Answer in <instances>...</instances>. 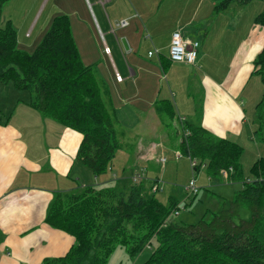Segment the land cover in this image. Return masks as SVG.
<instances>
[{
	"label": "crops",
	"instance_id": "0c3cea01",
	"mask_svg": "<svg viewBox=\"0 0 264 264\" xmlns=\"http://www.w3.org/2000/svg\"><path fill=\"white\" fill-rule=\"evenodd\" d=\"M79 2L81 10L75 13L81 15V48L73 28L72 33L83 63L94 69L104 66L102 77L109 86L98 80L113 117L120 102L131 101L140 114L133 123L139 137L134 143L135 156L130 157L134 172L120 166L118 174L110 175L116 168L113 162L106 174L94 176L77 160L83 141L80 133L33 109L29 93L30 98L24 94L12 99L6 115L0 112V264H43L69 253L75 239L46 223L57 194L109 188L115 183L130 187L133 174L144 166L159 174L162 164L156 160V150L170 140L164 129L163 101L172 106L182 126H201L216 138L240 146L250 135L255 139L259 100L250 99L247 92L258 77L253 74L254 61L264 48V28L256 24L264 10L261 4L233 5L217 13L213 0H109L105 7L100 0ZM54 19H46L45 27ZM124 20L129 25L119 27ZM176 33L200 43L195 66L169 60ZM154 51L160 55L150 57ZM153 81L156 89L151 93ZM182 141L181 137L176 144L179 149L174 145L178 160L183 156L179 154ZM205 186L221 191L222 196H217L221 204L226 200L223 183ZM178 202L187 208L195 204V200L190 205Z\"/></svg>",
	"mask_w": 264,
	"mask_h": 264
},
{
	"label": "trees",
	"instance_id": "16d2710c",
	"mask_svg": "<svg viewBox=\"0 0 264 264\" xmlns=\"http://www.w3.org/2000/svg\"><path fill=\"white\" fill-rule=\"evenodd\" d=\"M10 1L0 0V25ZM213 1L217 13L233 5L264 3ZM256 24L264 28V10ZM253 74L264 84V48L254 61ZM0 84L30 93L33 109L80 133L83 141L77 160L96 177L108 172L121 150L114 117L94 67L82 61L67 16L54 19L33 54L19 49L12 22L0 28ZM163 111L174 117L172 106L165 101ZM254 124L255 137L264 143V96L256 107ZM184 129L190 135L183 137L181 153L197 162L195 172L204 166L209 178L244 184L232 201L223 200L211 221L181 225L173 218L167 221L179 202L170 198L165 205L142 184L59 193L49 206L46 223L72 236L75 244L65 257L43 264H108L118 246L134 260L147 247L153 249L154 241L157 248L146 264H264V158L255 163L254 180L247 183L240 145L216 138L195 124H185Z\"/></svg>",
	"mask_w": 264,
	"mask_h": 264
},
{
	"label": "rangeland",
	"instance_id": "374dc122",
	"mask_svg": "<svg viewBox=\"0 0 264 264\" xmlns=\"http://www.w3.org/2000/svg\"><path fill=\"white\" fill-rule=\"evenodd\" d=\"M79 1L80 0H11L3 9L0 28H5L7 22H12L18 33L19 49L26 53L33 54L41 44L45 35L51 29L52 24H50L49 27H45L47 25V23L45 24L46 19L53 20L55 17L67 15L71 17V20H73V33L81 48L82 43L80 34L82 32V28L81 24L78 22L81 15L75 13V11L80 8ZM255 3L261 4L264 7V3L262 1H256ZM250 14L251 13L248 10L247 15L250 16ZM91 43L94 47V40ZM97 68L94 69L97 74V78L99 80L103 79L106 82L107 78L102 77V75H106V73H102L105 72L104 66L99 65ZM8 88L9 90H7ZM8 88L6 85L0 84V112L3 116L6 115L7 108L9 106H13L11 103L12 99H20L19 96L22 97L24 94L26 97L28 95L30 98V93L18 92L14 86H9ZM109 89L112 91L111 87H109ZM154 89H156V85L153 81L150 92L152 93ZM247 93H251L250 99H257L259 100V103L261 102L264 96V84L262 83L260 76L252 82L250 90ZM121 98L122 97L120 96L118 97V99ZM104 99L108 98L104 96ZM245 99H249L247 94ZM120 104L121 105H118L117 107L118 109L116 116L114 117V122L118 133V139L121 144V150H119L115 155L113 162L114 165H116V168L113 169V173L109 172L110 175L114 173L118 174L120 166H125L124 168H127V171L130 173L134 172V167H132L130 159L135 156L136 150L134 143L136 140H139V137L135 135L138 133V130L137 128H134L133 123L136 122V119L140 114L137 113L131 101L129 103L120 102ZM164 118V129L166 130V135L169 134L170 140L167 139L164 143L165 146L162 145V147H157L158 149L156 150L157 152L155 157L158 162L162 159H167V163L165 165H160L162 170L159 174L150 172L148 170V166L137 169V171H135L136 173L132 176V182L137 185H144L148 191L153 193L154 196L165 205L168 204L170 196H174L178 201H184L186 203H189L192 198L197 197L195 199L194 206H188L187 208V205H184L183 203L179 204L176 209L181 212L180 216L173 218V221L181 225L195 224L202 219L211 221L213 214H216L221 207V202L217 196L222 195L219 193L221 192L219 189L212 186L207 187L205 186L206 183H223L222 187L225 188L224 197L228 201H232L234 199L236 192L242 190L244 184H230L223 178H209L204 166L195 172L191 166L190 159L184 155L178 160L176 158L178 153L175 149H179L178 146L176 147L178 139L184 137V126H182L181 123H179V120L175 117L171 118L164 114ZM143 128L144 127L142 126L138 129ZM250 137L248 136V141L243 142V145H241L244 148L241 162L244 178L251 179L252 181L254 180L252 168L256 162H258L261 158H264V143H262L258 137H255V139ZM169 141H172L171 145ZM179 154H181V152H179ZM142 169L147 170L146 179L139 181V183H135L134 177ZM157 174L158 179L156 178ZM194 178L196 179V186L199 189V193L188 200L185 188L191 181H193ZM158 183L160 184V188L156 193L154 186L156 187V184ZM119 186L121 185H117V183H115L112 187L120 188ZM99 187L97 188L99 189ZM188 205H190V203ZM243 216L248 217L247 211H243ZM156 248L157 242L154 241L153 249L147 247L142 254H140L141 256H138L137 260H132L128 256L125 248L118 246L111 255L108 264H146L150 259L152 251ZM142 256L143 258H141Z\"/></svg>",
	"mask_w": 264,
	"mask_h": 264
},
{
	"label": "built area",
	"instance_id": "2783aa9c",
	"mask_svg": "<svg viewBox=\"0 0 264 264\" xmlns=\"http://www.w3.org/2000/svg\"><path fill=\"white\" fill-rule=\"evenodd\" d=\"M109 0H100V3L105 7L106 3ZM129 25L127 20L121 21L119 23V27L125 28ZM199 47L200 43L195 40L191 39H185L180 33H176L173 37L172 44L169 48V60L174 64H184L188 66H195L198 60V53H199ZM106 52L109 54V49L106 50ZM153 55H160L159 51H154L149 53V56L152 57ZM117 80L122 81V78L117 75ZM190 135V132L186 129H184V137L187 138ZM191 166L193 169L197 166V162L190 160ZM161 164H166L167 159L160 160ZM232 171V169H231ZM147 175V170L142 169L137 173L134 177V182L139 183V181L145 180ZM225 178L228 177V172H224ZM247 183H252L251 179L248 180ZM156 193L159 191L160 184H156V187L154 186ZM187 199L196 196L199 193V189L196 186V179L194 178L193 181L190 182V184L185 188ZM179 210H176L172 212V214L167 219L170 220L172 218L180 216Z\"/></svg>",
	"mask_w": 264,
	"mask_h": 264
}]
</instances>
